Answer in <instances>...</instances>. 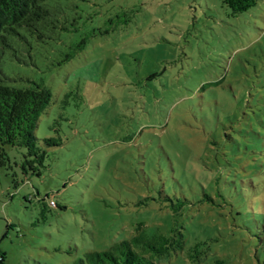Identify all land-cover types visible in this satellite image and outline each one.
I'll use <instances>...</instances> for the list:
<instances>
[{"label":"rangeland","instance_id":"374dc122","mask_svg":"<svg viewBox=\"0 0 264 264\" xmlns=\"http://www.w3.org/2000/svg\"><path fill=\"white\" fill-rule=\"evenodd\" d=\"M81 10L64 51L90 38L69 62L12 67L52 98L41 175L21 173L15 148L0 168L7 264H74L137 227L183 235L165 264H191L195 247L192 264H264V0L235 17L219 0Z\"/></svg>","mask_w":264,"mask_h":264},{"label":"trees","instance_id":"16d2710c","mask_svg":"<svg viewBox=\"0 0 264 264\" xmlns=\"http://www.w3.org/2000/svg\"><path fill=\"white\" fill-rule=\"evenodd\" d=\"M235 17L256 5V0H219ZM86 0H0V168L9 164L7 148L23 150L20 171L39 177L46 153L40 148L35 130L49 106L52 93L43 82L14 72L13 66H36L37 56L69 62L82 50L89 36H83L67 52L65 46L80 30L81 4ZM39 54V55H37ZM59 57V58H58ZM58 58V59H57ZM46 148L61 145L59 139H44ZM183 235L172 231L169 238L148 235L142 227L136 234L103 252L86 253L74 264H165L184 252ZM190 250L189 261L199 253ZM196 261V262H197ZM0 264H7L0 251Z\"/></svg>","mask_w":264,"mask_h":264}]
</instances>
